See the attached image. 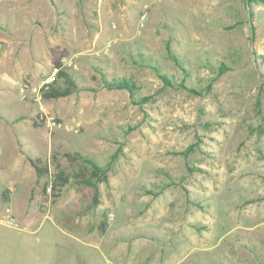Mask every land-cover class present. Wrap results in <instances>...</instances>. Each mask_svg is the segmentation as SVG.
<instances>
[{
	"label": "rangeland",
	"instance_id": "obj_1",
	"mask_svg": "<svg viewBox=\"0 0 264 264\" xmlns=\"http://www.w3.org/2000/svg\"><path fill=\"white\" fill-rule=\"evenodd\" d=\"M59 68L80 88L42 99ZM0 136V264H264V0H0ZM76 150L107 168L96 206L43 188Z\"/></svg>",
	"mask_w": 264,
	"mask_h": 264
},
{
	"label": "trees",
	"instance_id": "obj_2",
	"mask_svg": "<svg viewBox=\"0 0 264 264\" xmlns=\"http://www.w3.org/2000/svg\"><path fill=\"white\" fill-rule=\"evenodd\" d=\"M254 0H246V7H249V4ZM252 15V13H251ZM166 49L168 51V56L174 60V63L181 67L183 71L186 69V64H181L180 60L177 58L176 54L169 47V43L166 44ZM139 60L144 65H148L155 73L162 79V81L166 84L180 86L183 83H176L170 77L166 76L161 69L155 65V63L150 62V60H144V57H147V54L139 53ZM137 61V60H136ZM138 63V61H137ZM224 71L223 66L218 67V73ZM62 80V81H61ZM185 80V77L183 81ZM103 82L108 89H125L129 92V94H133L137 89L135 82L130 78H118L114 77L110 80L104 78ZM78 81L74 78V76L67 71V69L59 68L56 71V76L52 81H50L46 86L40 88V94L42 99L48 100L51 98L57 97H66L77 89H79ZM192 89V88H191ZM195 90V89H192ZM146 97H142V100H145ZM39 125V124H37ZM64 157L69 159L70 161L77 163V169L72 170V172H66L62 169H57L53 174L49 182H46L44 189H54L59 190L61 187L65 186L69 182H75L80 187L91 188L93 190L91 194L92 204L97 205L100 202V189L99 184L102 182H108L109 175L107 173V168L101 166L95 158L83 155L78 152V150L74 152H66L64 153ZM29 164L33 167L37 179H41L49 175V165L48 161L44 160L42 157H31L27 156ZM58 194V193H57ZM2 202H7L9 200V196L6 192H1L0 194ZM105 222H101V230L105 229Z\"/></svg>",
	"mask_w": 264,
	"mask_h": 264
},
{
	"label": "crops",
	"instance_id": "obj_3",
	"mask_svg": "<svg viewBox=\"0 0 264 264\" xmlns=\"http://www.w3.org/2000/svg\"><path fill=\"white\" fill-rule=\"evenodd\" d=\"M2 121V120H1ZM2 141H3V138L0 136V142L2 143ZM0 143V144H1ZM15 142H14V139H12V138H9L8 140H6L4 143H2L1 145H0V154H2V152H1V150H2V147H4V144H6V145H8L10 148L12 147V149L14 150V152L16 151V148H17V145L16 144H14ZM3 145V146H2ZM20 159V158H19ZM15 198V196H10V198H9V200L7 201V202H5V207L3 206V207H1V205H0V213L1 214H4V213H2V210L5 208L6 210L8 209V210H11V211H15V212H17V207H16V205L13 203L14 202V199ZM56 226H57V224H56ZM57 228L58 229H60V227L59 226H57ZM86 242V241H85ZM84 264H112V262H110V261H108L106 258H104V261H103V259L102 258H100L99 259V261L98 262H94V260L92 259V260H90V261H85L84 262Z\"/></svg>",
	"mask_w": 264,
	"mask_h": 264
},
{
	"label": "built area",
	"instance_id": "obj_4",
	"mask_svg": "<svg viewBox=\"0 0 264 264\" xmlns=\"http://www.w3.org/2000/svg\"><path fill=\"white\" fill-rule=\"evenodd\" d=\"M109 47V44L108 46ZM52 79H47L43 85L41 84L40 88H42L43 86H46V84H48ZM40 88H39V92H40ZM49 124H51V121L48 120L47 121ZM111 217L114 216V214L111 212L110 213ZM18 218H16L15 216H13L12 214L10 213H6V214H1L0 213V224L3 225V226H7V227H11V228H19L20 225H19V222L17 220Z\"/></svg>",
	"mask_w": 264,
	"mask_h": 264
}]
</instances>
